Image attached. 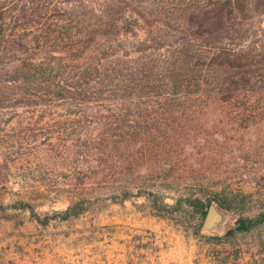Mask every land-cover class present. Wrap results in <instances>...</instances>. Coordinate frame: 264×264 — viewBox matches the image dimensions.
I'll list each match as a JSON object with an SVG mask.
<instances>
[{
    "label": "trees",
    "instance_id": "1",
    "mask_svg": "<svg viewBox=\"0 0 264 264\" xmlns=\"http://www.w3.org/2000/svg\"><path fill=\"white\" fill-rule=\"evenodd\" d=\"M81 9V17L49 23L30 13L28 4L0 0V145L8 141L5 126L20 115L37 116L34 127L47 116L65 117L54 122L65 135L56 143L35 136L31 123L17 138L22 142L33 134L32 145L52 148L63 143L51 152L67 151L72 159L73 172L63 182L69 204L58 212L63 221L98 204L144 197L155 215L194 222L195 235L227 246L214 250L220 264L246 255L248 264H264V200L253 216L245 215L244 196L224 191L180 196L171 206L140 180L139 170L159 156L157 139L168 138L156 133L180 137L195 123L205 125L210 112L224 113L230 120L218 123L229 126L264 122V0H109L99 12ZM126 159V169L115 168ZM125 173L137 178L117 184V175ZM6 183L0 180V187ZM212 202L233 215L224 234H202ZM11 207L35 210L23 199ZM254 234L256 239L243 243Z\"/></svg>",
    "mask_w": 264,
    "mask_h": 264
},
{
    "label": "rangeland",
    "instance_id": "2",
    "mask_svg": "<svg viewBox=\"0 0 264 264\" xmlns=\"http://www.w3.org/2000/svg\"><path fill=\"white\" fill-rule=\"evenodd\" d=\"M14 1L28 4L30 13L49 23L59 20L62 24L69 17L83 16L82 5L98 12L109 5V0ZM40 32L38 29L28 40ZM137 32L142 38L143 32ZM33 44L29 42V46ZM205 117V125L195 123L187 133L179 131L177 136L182 135L177 138L172 137L173 132L156 133L168 138L157 139L159 156L141 163L140 180L162 193L171 206L180 196L205 198L219 191L239 194L248 201L245 215L253 216L264 200V122L249 127L229 126L218 123L230 120L222 112L213 111ZM37 118L20 115L2 133L8 141L0 145V180L7 181L0 187V205L6 207L0 206V264H220L214 250H230L227 246L209 244L195 235L191 226L194 222L187 225L177 215H155L144 197H134L122 205L98 204L79 218L63 221L58 212L69 204L63 182L67 180L65 175L73 172L72 159L65 155L67 151L55 153L62 150L63 143L53 148L44 142L32 145V135L39 139L50 137L56 143L65 135L59 134L60 126L54 122L67 118L54 114L34 127L32 123ZM28 123L33 134L18 142ZM90 130L97 132L95 125ZM128 163L126 159L124 165L114 164L116 169H126ZM125 174L123 178L117 175L115 182L137 178L136 173ZM19 199L30 202L34 212L13 209L11 204ZM225 213L229 217L226 231L233 215ZM46 219L51 220L43 224ZM253 239L255 234L243 243ZM248 260L246 255L235 264H248Z\"/></svg>",
    "mask_w": 264,
    "mask_h": 264
},
{
    "label": "water",
    "instance_id": "3",
    "mask_svg": "<svg viewBox=\"0 0 264 264\" xmlns=\"http://www.w3.org/2000/svg\"><path fill=\"white\" fill-rule=\"evenodd\" d=\"M228 215L222 211L216 202H212L206 218L203 222L202 231L204 233H223L228 222Z\"/></svg>",
    "mask_w": 264,
    "mask_h": 264
}]
</instances>
